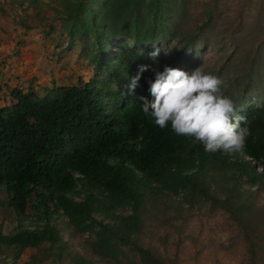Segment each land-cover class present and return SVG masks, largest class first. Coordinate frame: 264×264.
Returning <instances> with one entry per match:
<instances>
[{
  "label": "trees",
  "instance_id": "trees-1",
  "mask_svg": "<svg viewBox=\"0 0 264 264\" xmlns=\"http://www.w3.org/2000/svg\"><path fill=\"white\" fill-rule=\"evenodd\" d=\"M75 1L67 5V34L89 33L94 77L41 97L14 90L13 103L0 107V187L17 220L12 233H0V247L11 250V260L25 249L56 253L51 264H171L140 244L141 228L172 221L179 234L190 210L203 205L222 210L238 228L254 264L264 244V209L255 204L264 189V106L238 112L246 118L247 136L245 147L232 154L205 152L170 124L156 126L139 98L153 99L149 81L167 63L140 46L177 38L180 14L173 9L180 12L177 5L185 0H152L148 21L140 16L142 0ZM77 8L86 22L77 18ZM205 15L208 21L210 13ZM192 45L194 38H187L178 51ZM141 65L148 70L129 93L125 86ZM229 97L243 107L241 96ZM177 195L178 202L172 199ZM29 203L41 221L32 229L18 223ZM57 212L78 250L61 241L51 222Z\"/></svg>",
  "mask_w": 264,
  "mask_h": 264
},
{
  "label": "rangeland",
  "instance_id": "rangeland-1",
  "mask_svg": "<svg viewBox=\"0 0 264 264\" xmlns=\"http://www.w3.org/2000/svg\"><path fill=\"white\" fill-rule=\"evenodd\" d=\"M69 2L77 1L0 0V107L7 105L6 98L14 90L24 91L28 86L35 95H43L47 88L73 86L77 80L86 83L94 77L89 33L74 38L67 34L71 26V21L65 20ZM152 4V0L139 4L145 21L150 19ZM177 6L181 10L173 9L177 16L180 14L177 38L140 48L151 52L160 48L159 60L168 67L191 73L200 66L204 72L218 76L224 81L226 96L242 97L239 112L264 106V0H185ZM77 11V18L85 21V11ZM208 12L210 18L206 21ZM204 22L206 25L199 29ZM190 37L195 45L178 51ZM176 52L177 60L170 61ZM111 54L112 50L107 59ZM97 79L100 81L101 76ZM172 197L178 202L180 195ZM30 203L18 223L32 229L41 221ZM255 204L264 209V189L258 190ZM127 213V209L123 211ZM190 215L179 234L173 231L171 221L170 225L141 228L137 239L171 264H249L241 233L222 210L199 205L190 210ZM15 217L0 187L1 234L13 232ZM51 222L69 250H78L60 212L52 214ZM53 255L43 249H25L11 260V250L0 247V264H51ZM254 264H264V244L256 251Z\"/></svg>",
  "mask_w": 264,
  "mask_h": 264
},
{
  "label": "clouds",
  "instance_id": "clouds-1",
  "mask_svg": "<svg viewBox=\"0 0 264 264\" xmlns=\"http://www.w3.org/2000/svg\"><path fill=\"white\" fill-rule=\"evenodd\" d=\"M160 51L155 48L149 55L155 60ZM146 70L147 65L139 66L137 75L125 86L129 93L137 87L140 73ZM223 83L221 78L204 72L200 66L191 73L165 66L162 72L155 71V79L149 81L153 99L139 98L143 101L142 112L150 116L156 126L165 128L170 124L177 135L201 143L205 152L241 151L246 143L247 128L242 127L246 118L238 114L240 109L235 102L223 94Z\"/></svg>",
  "mask_w": 264,
  "mask_h": 264
},
{
  "label": "crops",
  "instance_id": "crops-1",
  "mask_svg": "<svg viewBox=\"0 0 264 264\" xmlns=\"http://www.w3.org/2000/svg\"><path fill=\"white\" fill-rule=\"evenodd\" d=\"M27 89L30 90V87L27 86V88H26L24 91H26ZM35 89H36V88H35ZM49 89H51V88H47L46 90H49ZM36 90H37V89H36ZM30 91H35V90L32 89V90H30ZM44 94H45V93H44ZM44 94H43V95H44ZM36 95H38L39 97L43 96V95H39V94H37V93H36ZM6 103H7L6 106H8V105H10L11 103H13L12 100H11V97H10V93L8 94V97L6 98Z\"/></svg>",
  "mask_w": 264,
  "mask_h": 264
}]
</instances>
